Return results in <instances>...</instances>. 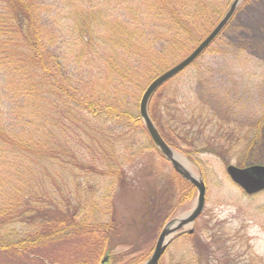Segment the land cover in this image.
Returning a JSON list of instances; mask_svg holds the SVG:
<instances>
[{"label": "rangeland", "instance_id": "rangeland-1", "mask_svg": "<svg viewBox=\"0 0 264 264\" xmlns=\"http://www.w3.org/2000/svg\"><path fill=\"white\" fill-rule=\"evenodd\" d=\"M231 2L181 0L180 14H184L183 19L186 13L192 18L188 22L184 20L191 34L190 38L181 34L179 41L173 45L171 39L161 31L164 30L163 22L149 16L153 13L150 10L151 0L33 1L44 44L62 64L66 78L71 82L70 88L67 87L68 93L74 97H101L106 100L105 103H111L114 108L119 105L135 117L139 116V101L150 82L188 56L224 16ZM206 5L209 9L205 8ZM197 12H200L198 17ZM119 26H126L131 31L139 29L145 36L138 38V34L124 49L113 42L115 39L117 42L121 34ZM194 41L199 42L194 44ZM205 51L190 66L169 80L164 88H159L163 93L162 103L171 111L169 116L179 127L188 129L187 117L196 106L202 105L207 108L210 116H214V122L219 121L228 127L227 136H244L247 129L264 114V0H243L228 26ZM8 81L6 78V89L10 87ZM19 82L15 80L16 86ZM5 83L0 81V120L15 130L24 126L27 130L30 110L22 109L28 102L21 98L19 89L6 90ZM62 94L67 96L66 92ZM52 102L53 111L49 115L53 114L54 121L62 120L59 124L53 123L57 135L62 133V137L77 146L82 154L96 160L103 157L98 141L109 139L113 142L115 139V143L119 144L116 145L117 150H122L127 160L124 164L127 175L137 183L131 195L119 196L121 188L109 189V179L106 177L86 175L68 166H57L54 173L56 181L59 184L60 178L66 181L73 197L80 185L81 196L91 192L93 197L90 199L94 198L102 212H106L107 208L111 214V205L115 202L116 207L123 210L121 215L125 216L140 207L150 193V179L143 177L144 167H147V164L144 167L141 165L144 160L153 159V163L157 167L161 166L167 174L174 172L163 156L164 160L152 151L138 156L143 143L148 142L147 146H151L144 128H137V142L131 135L123 141L118 140L116 138L121 134L123 125L93 120L77 109L74 110L75 117L69 119L68 113L62 112L65 107L60 97L54 96ZM70 103L74 106L73 100ZM18 110L27 116L21 118L15 112ZM197 114L199 111L196 109ZM50 124L45 123V126ZM199 124L200 121L196 126ZM215 130L213 128L212 131L208 129L202 132H205V136H214ZM261 134V145H256L253 151L250 149L245 156L243 143L237 144L229 153L226 164L209 154H196L190 160L185 154L173 149L186 160V167L204 182L205 205L201 215L190 227L192 236L188 237L186 232H182L172 240L158 264H196L198 246L205 253L204 257H209V264H264V191L246 195L229 179L225 171L228 165L240 167L239 161L245 157L247 162L257 160L258 165L264 166V127ZM133 142L134 148L129 149ZM90 147H93L92 155ZM133 153L137 155L129 157ZM186 187L177 179L174 181V198L180 200L172 203L170 213H173L168 221L178 218L194 205L197 196L195 189L191 193V200L185 201V204L184 198L176 195ZM52 189L56 191L54 185ZM121 198L124 199L122 203L119 202ZM102 219L107 220V217ZM168 221L160 225L154 241L141 251L126 255L131 251L128 246L118 248L116 253L122 258L113 264H127L133 259L138 262L149 256ZM21 229L22 234L27 231L26 228L16 227L17 231ZM131 234L140 236V233L133 231ZM74 246L77 247V243L71 244L69 250ZM62 248L60 245L55 251Z\"/></svg>", "mask_w": 264, "mask_h": 264}, {"label": "trees", "instance_id": "trees-1", "mask_svg": "<svg viewBox=\"0 0 264 264\" xmlns=\"http://www.w3.org/2000/svg\"><path fill=\"white\" fill-rule=\"evenodd\" d=\"M33 1L0 0V81L5 83L8 78V88L19 89L21 98L28 102L22 110H30L27 130L25 126L15 130L5 125L4 120H0V264H101L105 258V264H113L114 261L118 263V259L122 258L116 253L118 248L128 246L131 251L126 255L141 251L154 241L160 225L172 217V203L180 200L174 198L176 179L187 186L176 194L178 198H184L183 204L191 200L194 188L176 173H165L161 166L157 167L153 163V159L144 160L141 165L144 167L147 164V167H144L143 177L150 179V193L140 207L122 216V208L118 209L115 202H112L111 214L107 208L106 212H102L94 198L90 199L93 197L91 192L81 196L78 185L73 197L66 181L60 178L61 185L56 181L54 173L57 166H68L86 175L108 178L109 189L121 188L119 196L131 195L137 186L136 181H131L127 175L124 167L127 160L124 159L122 150H117L116 145L119 144L115 143V139L113 142L109 139L98 141L103 157L96 160L82 154L77 146L71 145L62 137V133L57 135L53 123L59 124L62 120L54 121L53 114L49 115L53 111L51 106H54V96L60 97L65 107L62 112L68 113L69 119L75 117L74 110L77 109L93 120L123 125L121 134L116 138L118 140L123 141L126 136L131 135L137 142V128L144 126L139 116H133L119 105L114 108L101 97H74L68 93L67 87L70 88L71 82L66 78L62 64L44 44ZM151 1L150 10L153 13L149 16L163 22L164 30L161 31L171 39V44H176L181 34L190 38L191 33L186 29L184 20L188 22L192 18L186 13L183 19L184 14H180L181 0ZM205 8L209 9L207 5ZM238 10L239 7L233 17ZM200 12L196 13V17ZM129 30L126 26H119L121 34L118 35L117 42L116 39L113 41L114 44L126 49L138 34V38L145 36L139 29ZM198 42L194 41V44ZM15 80L20 81L18 86ZM6 86L5 83V89ZM160 89L149 101L150 119L164 142L170 148L185 154L188 159L192 160V156L196 154H209L226 164L229 153L237 144L243 143L245 156L250 149L253 151L256 145L262 144L264 114L247 129L244 136H227L228 127L219 121L214 122V116L209 115L207 108L198 105L187 117L189 123L186 129L184 126L179 127L170 118L171 111L163 105V93ZM62 92H66L67 96ZM72 100L74 106L70 103ZM196 109L199 111L197 115ZM15 112L21 118L27 116L19 110ZM199 121L200 124L196 126ZM45 123L50 125L45 126ZM194 128L196 130L193 133ZM213 128H216L214 136H205V132H202L208 129L212 131ZM148 140L151 146H147L148 142L143 143L138 156L152 151L164 160L150 138ZM134 145V142L131 143L129 149L134 148ZM92 151L93 147H90L91 155ZM133 155L137 154L133 153L129 157ZM246 160L245 157L243 161H239L240 168L259 164L257 160ZM194 163L197 164L195 161ZM52 185L56 187V191L52 189ZM121 200L124 201L121 198L120 203L123 202ZM125 209L130 211L128 207ZM106 217L107 220L102 219ZM19 226L27 231L23 234L22 229L17 231L16 227ZM132 231L140 233V236H132ZM76 243L77 247L69 250V246ZM60 245L63 248L55 251ZM199 247L196 248V264H209V257H204L205 253ZM147 258L145 256L138 262L133 259L127 264H141Z\"/></svg>", "mask_w": 264, "mask_h": 264}, {"label": "water", "instance_id": "water-1", "mask_svg": "<svg viewBox=\"0 0 264 264\" xmlns=\"http://www.w3.org/2000/svg\"><path fill=\"white\" fill-rule=\"evenodd\" d=\"M243 0H232L227 12L216 24L212 31L196 46L183 60L156 77L144 90L138 105V114L156 150L171 165L173 171L183 180L190 183L196 190L197 196L192 208L178 218L168 221L162 228L156 240L151 255L142 264H158L166 248L173 238L184 231L192 233L190 228L201 215L205 205L206 187L201 178L197 177L186 167V160L170 148L160 136L157 128L150 119L148 104L153 94L166 82L181 73L213 42L223 28L228 24L236 9ZM229 179L246 195H255L264 190V166L252 165L245 168L228 165L225 168ZM106 258L101 264L106 263Z\"/></svg>", "mask_w": 264, "mask_h": 264}, {"label": "flooded vegetation", "instance_id": "flooded-vegetation-1", "mask_svg": "<svg viewBox=\"0 0 264 264\" xmlns=\"http://www.w3.org/2000/svg\"><path fill=\"white\" fill-rule=\"evenodd\" d=\"M167 251V250H166ZM166 253V252H165Z\"/></svg>", "mask_w": 264, "mask_h": 264}]
</instances>
